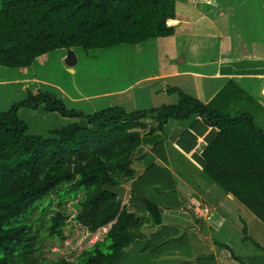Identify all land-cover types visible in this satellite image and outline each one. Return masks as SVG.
Wrapping results in <instances>:
<instances>
[{
	"label": "trees",
	"instance_id": "trees-1",
	"mask_svg": "<svg viewBox=\"0 0 264 264\" xmlns=\"http://www.w3.org/2000/svg\"><path fill=\"white\" fill-rule=\"evenodd\" d=\"M179 1L3 0L0 66L23 71L35 62L45 63L48 54L57 49L137 46L151 38L171 37L175 29L167 22L174 24ZM166 91L177 95L175 103L130 112L111 106L87 114L67 109L62 99L50 93L32 94L28 88L25 99L0 112V264L122 262L126 250L141 239L139 229L144 223L161 225V207L149 199L148 192H142L150 185L138 189L133 183L124 204L103 188L122 184L121 176L125 180L134 177L133 163L145 157L143 146L150 145L152 151L161 147L164 126L170 119L193 117L190 129L200 121L213 127L200 156L202 172L264 224V131L244 107H257L256 102L233 80L206 103L177 87L168 86ZM40 104L46 112L82 121L53 130L49 137L30 134L18 110ZM183 134L194 139L187 129ZM151 170L143 180L154 178ZM67 201L72 202L75 224L90 233L108 229L101 240L83 247L74 260L61 257L44 261V240L66 238L64 228L72 214L65 208ZM52 202L55 212L48 218L47 233L42 237L37 227L40 213ZM175 230L161 227L151 235L157 238L154 248L159 253L164 254L175 242L168 236ZM242 234L243 241L253 245V257L240 258L228 245L214 243L241 264H264V247L247 235L245 227ZM197 259L208 264L212 257Z\"/></svg>",
	"mask_w": 264,
	"mask_h": 264
},
{
	"label": "rangeland",
	"instance_id": "rangeland-1",
	"mask_svg": "<svg viewBox=\"0 0 264 264\" xmlns=\"http://www.w3.org/2000/svg\"><path fill=\"white\" fill-rule=\"evenodd\" d=\"M2 1L0 0V6ZM254 1L248 0L247 2L251 4ZM254 6V9L258 10V14L264 15V12H260L259 1L256 0ZM183 8H187V6H181V12H184ZM238 17L241 16L238 15ZM228 18L229 14L226 15V19ZM184 39L185 36H183L182 42H177V39L171 36L151 38L141 42L137 46L122 44L105 49L84 50L82 48H75L73 51L77 62L73 67V72L69 71L63 62V58L67 52L64 49L50 52L45 63L35 62L23 71L19 68L0 66V81H6L5 85H0V112L8 110L14 102L23 100L27 96V90L22 88L23 84L13 82L15 79L23 77H36V79L46 82V84H41L40 82L24 83V86L28 85L32 94L50 93L62 99L67 109H77L87 114L111 106H121L130 112L137 109L158 107L162 104H171L173 101L170 98L177 99V95H163L160 88L158 89L155 86V82H141L142 85L133 87L129 91L130 93L108 98L101 97L98 99L92 97L79 103L72 102L70 98L79 96L77 93L79 90L81 92L80 96L85 94L88 97L106 92H119L148 75L153 76L151 75L152 73L166 74L173 73L175 70L190 69L187 65L189 62L186 65L184 63L183 66L178 63L181 58L180 56L175 60V56L180 50L184 52L187 49L192 50V53L195 52L196 54L193 59L200 62L204 59L210 60L216 51V48L210 51L207 48L209 45L206 46V44H197L195 47H189L188 44L185 45ZM203 41L201 40L200 43ZM213 41L214 39H212ZM254 48L256 52L264 55V35L256 40ZM197 81L193 77L186 81L182 78L167 80V83L171 86L184 87L183 89L188 95L204 102L207 99L206 92L203 90V84H199ZM141 87L142 89L139 90ZM251 97L256 102L257 107L255 105L244 107L252 112L257 125L264 131V96L255 92L251 94ZM18 116L28 125L30 134L41 135L43 137H49L53 130L82 121L80 118L63 117L56 112H46L44 104H40L37 108H20ZM192 119L193 117L188 120L170 119L168 121L169 126L165 129L166 134H168L169 128L173 124L183 126L184 124H188ZM183 130H178L177 133L182 134ZM158 150L159 148L156 149V153L163 154V149ZM168 155H170L169 161L176 174L180 175L189 184L201 187V184L204 183L203 179L208 180L202 171H198L196 167L188 163L182 156L172 150ZM138 165L136 161L133 163V167H137ZM125 178V176L120 177L122 180ZM175 181L179 186L182 183L179 178H176ZM167 185L170 186L169 184ZM173 185L171 184V186ZM202 187L205 188L206 186ZM217 188L222 191L219 187ZM171 190H168L169 198L164 197V193L158 194L151 191H148L147 195L153 201L160 200L165 202V200L171 201L173 198L177 200L178 194ZM236 204H231L233 212L223 207L211 210L213 209L212 207L204 206L208 209L211 208L212 217L209 224L206 221H203V224L211 226L210 234L212 238L231 247L236 255L244 257L246 253L252 252L254 248L250 241H243L242 227L246 223L248 236L252 237L260 245H264V224L259 223V220L256 221V218L245 207L239 203ZM65 208L72 212L70 215L71 221L64 228L66 238L63 241L54 238L44 240L42 248L44 261L55 260L61 257L72 261L83 247L91 245L97 239L101 240L108 229V226H106L95 233H90L72 221L74 208L71 201L66 202ZM178 209L171 210V212L174 216H178V218L175 217L176 220L180 219L181 222L178 221V223L184 226V228L179 226L180 228L178 229V238H182V242L176 244L177 239H174L175 242H172L171 246L166 248L164 254L159 253L158 249L154 248L157 246V238L153 239L151 237L154 228L148 225V227L139 230V232L143 233L142 238L126 250L125 257L119 264H185V262L188 263L193 260L201 263L202 261L196 258L201 257L203 253L211 254L212 252L209 250L205 251L208 247H205L204 242L201 240L202 238L200 239L202 235L209 234L208 228L204 227L199 233L196 232L194 229L198 227V223L195 222L189 211H185L184 213ZM54 212V202L51 203L47 211H42L41 213L39 211L40 221L37 227L40 236L46 235L48 218ZM223 216L228 217V219L222 223L221 227H218ZM201 220L203 219L200 218ZM88 234H91L90 237H88ZM168 236L169 238H173L170 234Z\"/></svg>",
	"mask_w": 264,
	"mask_h": 264
},
{
	"label": "crops",
	"instance_id": "crops-1",
	"mask_svg": "<svg viewBox=\"0 0 264 264\" xmlns=\"http://www.w3.org/2000/svg\"><path fill=\"white\" fill-rule=\"evenodd\" d=\"M247 1L248 0H180L179 8L181 6H187V8H183L184 12H181L179 9L177 17L174 19V24L169 25L167 22V25L174 27L175 34L173 37L177 39V42H182L183 36H185L184 43L185 45L188 44L189 47H195L197 44H206V46L209 45L207 48H209L210 51L216 48V51L213 53L214 55L210 60L204 59L200 62L193 59L196 54L195 52L192 53V50L187 49L186 52L180 50L175 56V60L180 56L181 58L178 63L183 66L184 63L186 65L189 62L187 65L190 69L175 70L173 73L166 74L152 73L151 75L153 76L148 75L147 77L135 82L133 85L128 86L125 90L119 92H106L97 96L94 95L88 97L85 94L80 96L81 92L78 89L79 91L77 93L79 96L72 97L70 100L74 103H79L92 97L100 99L101 97L108 98L116 95H122L128 93L135 86H141L144 82H155V86L158 87V89L160 88L163 95H172L166 91L167 87L177 86L168 85L167 80L182 78L186 81L193 77L198 80L197 82L199 84H203V90L206 92L207 98L203 103L208 102L229 80H233L246 94L250 96L255 92L264 96V55L259 54L254 50L256 40L264 35V15L258 14V10L254 9V2H256V0L251 4ZM257 1H259V7L261 9L260 12H264V0ZM228 14L229 20L226 19V15ZM238 15L241 17H238ZM212 39H214L215 43L214 41L212 42ZM201 40H204V43H200ZM13 82L23 84L22 88L25 90L29 87L27 84L24 86V83L40 82L41 84H46L45 81L38 80L36 77H23L15 79ZM5 84L6 81H0V85ZM177 88L184 91V87ZM141 89L142 87L139 88V90ZM62 93L64 94V92ZM170 100L173 101L172 103L177 101L175 98H170ZM168 123L164 126L165 129L169 126ZM181 126L173 124V126L169 128V132L167 131L168 134H166V131L163 134L164 140L161 147L160 145L156 147L159 148V150L163 149V154H159L158 152L156 153V150L152 151L150 145L143 146L145 157L136 161L139 165L137 167H133L134 177L129 180L124 179L122 182V185H124L126 189L125 201L130 198V189L132 188L133 183L137 185L138 189H144L143 186L150 185V188L144 189L142 192L151 191L158 194L164 193V197L167 198L170 197L168 190L172 189L171 191L178 194L177 200H174L173 198L171 201H156L159 207H161V225L154 226L150 223H144L140 229H144V227L151 225L154 228V232L151 234H154L159 232L161 227H174L176 230L174 232L171 231L170 235L174 233V235H172L173 238L179 239L178 229L180 227L184 228V226L178 223V221L181 222L180 219L176 220L178 216H174L171 210L179 208L178 210H181L184 213L185 211H189L192 218L196 223H198V227L194 230L199 233L200 230L207 227L209 232L208 235H202V237L208 238L209 241L201 239L202 237H200V239L204 242L205 247H208L205 251L209 250L212 253L209 255L208 253H203L199 258H206L208 256L212 257V260H210L211 262L208 261L210 262L208 264H241L237 260L233 259L230 253L223 247L214 243L217 241L218 243L225 244L212 238L210 234L211 226L206 224L204 225V220L200 221V218H197L195 215L199 206L212 207L213 209L210 208L211 210L223 207L229 211L232 208L231 204L237 205L236 203L239 202H237L232 195L225 194L220 191L215 184L206 179H203L204 183L201 184V187L189 184L187 181L183 180L180 175L176 174L169 161L170 155H168V153L172 150L176 154L182 156L192 166L196 167L198 171H202L200 156L206 147V137L213 127L207 126L201 121L200 125L194 129L189 128V123L184 124L182 128L184 130H189V132L194 136L193 139L192 137H186L184 134L182 135L177 133L178 130H183ZM193 141L194 145L191 147L190 144H192ZM153 166H155L156 169L152 171L150 168H153ZM147 170H151L149 173L154 176L153 179L143 180V176L146 174ZM176 178H179L182 182L180 186L175 181ZM171 184L174 185L171 186ZM204 185L206 186L205 188L202 187ZM253 217L255 216L253 215ZM227 219L228 217L223 216L218 227H221L222 223ZM256 221H258L257 218ZM206 223L209 224L210 222ZM243 227L248 230L246 223ZM142 236L143 233L140 232L139 237L142 238ZM261 246L264 247V245ZM245 255L246 256L244 257L238 255L236 256L240 258H246L248 256L253 257V255L251 256V252L248 254L246 253ZM192 262L196 264L194 260Z\"/></svg>",
	"mask_w": 264,
	"mask_h": 264
},
{
	"label": "water",
	"instance_id": "water-1",
	"mask_svg": "<svg viewBox=\"0 0 264 264\" xmlns=\"http://www.w3.org/2000/svg\"><path fill=\"white\" fill-rule=\"evenodd\" d=\"M63 62L65 66L69 69V71L73 72V67L76 65L77 58L73 50L69 49L66 52V56L63 59ZM105 191L112 193L116 196V201L118 203L124 204V198H125V186L120 184L115 187H104L103 188ZM89 237V235H88ZM203 240L209 241L208 238L202 237Z\"/></svg>",
	"mask_w": 264,
	"mask_h": 264
},
{
	"label": "built area",
	"instance_id": "built-area-1",
	"mask_svg": "<svg viewBox=\"0 0 264 264\" xmlns=\"http://www.w3.org/2000/svg\"><path fill=\"white\" fill-rule=\"evenodd\" d=\"M198 218L203 219L206 222H210L211 217H212V212L210 209L206 207H200L197 208V212L195 214Z\"/></svg>",
	"mask_w": 264,
	"mask_h": 264
},
{
	"label": "clouds",
	"instance_id": "clouds-1",
	"mask_svg": "<svg viewBox=\"0 0 264 264\" xmlns=\"http://www.w3.org/2000/svg\"><path fill=\"white\" fill-rule=\"evenodd\" d=\"M125 202H126V201H125V198H124V203H125ZM99 230H100V229H99ZM88 235H89V237H90L91 234H88Z\"/></svg>",
	"mask_w": 264,
	"mask_h": 264
}]
</instances>
